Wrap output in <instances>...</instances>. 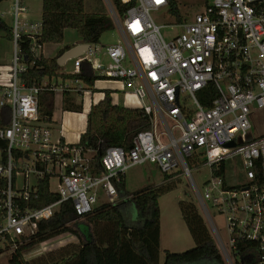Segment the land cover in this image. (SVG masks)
I'll return each mask as SVG.
<instances>
[{
    "label": "built area",
    "instance_id": "1",
    "mask_svg": "<svg viewBox=\"0 0 264 264\" xmlns=\"http://www.w3.org/2000/svg\"><path fill=\"white\" fill-rule=\"evenodd\" d=\"M105 1L118 37L100 57L90 43L72 58L73 67L78 70L86 61L98 77L118 81L124 95L138 100L149 128L138 131L129 145L104 147L97 159L95 149L53 140L38 95L55 87L43 79L31 85L20 81L42 57L41 23L23 17V0H12L13 51L9 77L0 85V107L10 109L8 124L0 127L5 143L0 148V259L29 242L38 223L64 201L70 200L75 216L82 217L99 204L129 198L120 196L117 187L125 171L151 162L163 174L188 178L225 264H264V131L250 134L249 121L264 110V0H206L191 21L181 16L170 24L154 19L167 0ZM114 1L123 5L122 12ZM167 28L179 31L165 38ZM21 36L29 42V65L18 45ZM208 85L213 94L203 105L197 93ZM190 161L210 167L201 191ZM44 178L57 199L31 208L30 197ZM209 207L225 217L227 244Z\"/></svg>",
    "mask_w": 264,
    "mask_h": 264
},
{
    "label": "trees",
    "instance_id": "2",
    "mask_svg": "<svg viewBox=\"0 0 264 264\" xmlns=\"http://www.w3.org/2000/svg\"><path fill=\"white\" fill-rule=\"evenodd\" d=\"M206 1V0H205ZM123 11V5L114 1ZM167 11L180 21L181 15L176 0H167ZM41 32L38 42H61L66 28L76 30L82 42L98 43L103 32L113 27L109 16L104 13L86 12L83 0H42ZM0 36L12 39L11 27L0 17ZM18 45L26 56L23 59L28 65L31 62L29 42L25 36L18 39ZM55 59H36L27 70L20 75V81L31 85L44 77L60 75L75 78L91 87L98 78L83 61L75 74H58ZM213 94L212 85L206 86L197 93L199 101L208 105L207 95ZM64 101V100H63ZM39 112L44 118L50 117L51 110L38 104ZM63 104V109H68ZM79 109V108H78ZM10 109H0V127L9 122ZM149 127V117L140 108H131L111 104L108 92L104 98L90 106L87 114L85 131L75 145L97 150L106 146L129 145L138 131ZM5 143L0 140V148ZM99 172V162L94 161ZM171 175L163 174L164 180ZM173 181L137 190L133 193L124 188V179L118 184L120 196L130 195L115 205L99 204L90 213L77 217L70 200L59 205L58 210L46 220L38 223V230L32 239L22 245L7 258L6 264H159V197L172 189ZM57 199L54 192L49 191L47 178L41 179L37 191L30 197L28 205L40 208ZM179 209L187 226L194 245L183 251L164 250L162 264H225L217 245L208 229L204 217L196 204L184 197L180 199ZM136 209V218H132L130 206ZM68 233L77 238V242H69L56 252H49L44 257L32 260L24 259V253L37 247L40 242ZM237 264H251L245 260Z\"/></svg>",
    "mask_w": 264,
    "mask_h": 264
},
{
    "label": "rangeland",
    "instance_id": "3",
    "mask_svg": "<svg viewBox=\"0 0 264 264\" xmlns=\"http://www.w3.org/2000/svg\"><path fill=\"white\" fill-rule=\"evenodd\" d=\"M10 0H5V2L0 3V11L4 10L5 6H8ZM180 15L186 21H191L194 14L201 11L204 7L205 0H176ZM12 2V0H11ZM84 7L86 11H93L104 13L110 16V9L105 0H84ZM174 15L167 11V6L162 8L160 12L154 14V19L158 23L170 24L174 21ZM6 22L10 21L7 14L2 16ZM179 30L174 29H163L162 33L165 38H170L173 34L177 33ZM118 33L113 26L111 29L106 30L99 37V42L92 45V49L96 50V56H101L104 51V47L108 44L114 43ZM79 38L76 30L73 28H66L63 31V36L61 40V47L69 45L72 41H76ZM66 66H70L72 62L67 61ZM1 67V64H0ZM2 81V80H0ZM3 82H7V79ZM114 99L119 105L131 104L128 101L126 95L116 94ZM55 101V107L58 103V97ZM137 104L138 101L136 100ZM59 111V110H58ZM251 123L250 134L256 135L264 131V110H257L252 116L249 117ZM235 158L233 161H236ZM190 168L191 177L201 191L203 189L205 181L210 176V167L208 165L194 163L193 161L188 162ZM125 189L129 193H133L137 190L154 187L162 185L173 181L174 186L171 190L163 193L158 199L159 206V223H160V242L158 251V263L162 264L164 261V250L168 249L170 251H183L194 245V242L189 234L187 226L182 218L179 209V200L184 197L188 198L194 202L203 216V213L199 207L197 198L195 196L194 190L190 184L188 178L183 174H178L176 176H170L167 180H164L163 173L158 169V167L151 162H144L141 164L134 165L125 171ZM56 182L54 179L50 181L51 189H55ZM101 197L98 202H102ZM136 211V209H135ZM132 212V211H131ZM209 216L220 236L222 241L227 244V230L225 217L218 213L213 207H209ZM204 217V216H203ZM210 233L212 234V229L207 218H204ZM215 240V238L213 237ZM69 242H77V238L73 235L64 233L57 237L50 239L47 243L42 246L38 245L34 249L24 253V259L32 260L44 257L49 252H56L60 247L64 246ZM227 246V245H226ZM7 260L0 259V264H6Z\"/></svg>",
    "mask_w": 264,
    "mask_h": 264
},
{
    "label": "crops",
    "instance_id": "4",
    "mask_svg": "<svg viewBox=\"0 0 264 264\" xmlns=\"http://www.w3.org/2000/svg\"><path fill=\"white\" fill-rule=\"evenodd\" d=\"M23 1L26 4V10L23 13V17L27 18L28 20H40L42 14V0ZM1 2H5V0H0V3ZM4 14H7L9 16V22H6V20L2 18ZM0 17L10 26L12 21L11 0L9 1L8 6H5L4 10L0 11ZM81 42L82 41L80 37L76 41H72L69 45H66L64 47H61V42H45L42 44V58L48 60L55 59L57 63V59L65 50ZM12 51L13 40L6 39L3 36H0V80H2L0 81V85L4 84L5 82L3 81L8 79L9 77L8 70ZM68 60L72 62L71 67L66 66ZM57 65L59 67L57 71L58 74H75L79 71V69H74L72 58H67L65 59V61H63L62 64L57 63ZM43 81L48 82L55 87L54 91H42L38 95V104H43L45 109L51 110L50 117H47V119H50L52 123V139L62 140L69 144H77L79 142L80 135L85 131L87 114L92 104L98 103L104 98L105 93L108 92L111 104L119 105L114 99V95H124L121 90V85L118 81L109 80L102 77H98L97 79H95L91 87H89L79 79L66 78L60 75L44 77ZM126 96L131 104L124 103V105L120 106L131 108L138 107V104L136 102L137 99L133 95L128 93L126 94ZM57 97L58 103L55 107L54 100L57 99ZM63 104H67L68 109H63ZM41 115L44 117L43 112L41 113ZM123 179L125 188V176L123 177ZM130 210L132 211V218L134 217L137 219L135 207L131 205ZM246 259L248 260L249 258Z\"/></svg>",
    "mask_w": 264,
    "mask_h": 264
},
{
    "label": "water",
    "instance_id": "5",
    "mask_svg": "<svg viewBox=\"0 0 264 264\" xmlns=\"http://www.w3.org/2000/svg\"><path fill=\"white\" fill-rule=\"evenodd\" d=\"M89 47V43H85V42H81L79 44H76L72 47H70L69 49L65 50L57 59V63L58 64H62L63 61H65V59L67 58H73L76 56L81 55V53H83V51L87 50V48ZM26 58V56H24V59ZM232 142L228 143L227 145H232Z\"/></svg>",
    "mask_w": 264,
    "mask_h": 264
}]
</instances>
